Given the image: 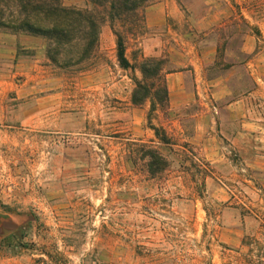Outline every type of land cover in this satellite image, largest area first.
Instances as JSON below:
<instances>
[{
    "label": "rangeland",
    "instance_id": "rangeland-1",
    "mask_svg": "<svg viewBox=\"0 0 264 264\" xmlns=\"http://www.w3.org/2000/svg\"><path fill=\"white\" fill-rule=\"evenodd\" d=\"M143 17L127 69L106 20L67 66L0 28V264H264V0H154ZM150 56L169 71L151 119L168 144L130 101Z\"/></svg>",
    "mask_w": 264,
    "mask_h": 264
},
{
    "label": "trees",
    "instance_id": "trees-1",
    "mask_svg": "<svg viewBox=\"0 0 264 264\" xmlns=\"http://www.w3.org/2000/svg\"><path fill=\"white\" fill-rule=\"evenodd\" d=\"M82 1L83 6L66 4L65 0H0V28L46 38L48 59L58 66H67L81 63L96 53L100 28L106 20L115 37L119 66L133 68L126 56L127 42L130 36L138 34L144 23L143 12L154 0ZM137 67L141 76L134 79L131 104L141 106L149 103L147 117L150 127L158 143L168 144L169 137L163 126L151 124L155 112L165 114L169 109L166 59L142 57ZM184 148L188 161L202 175L205 163ZM149 157L160 172L166 169L168 164L158 149H151ZM12 237L10 234L1 238L0 243L10 241Z\"/></svg>",
    "mask_w": 264,
    "mask_h": 264
}]
</instances>
